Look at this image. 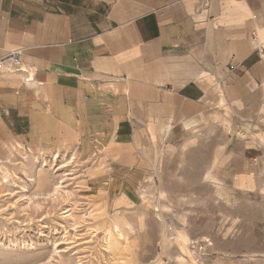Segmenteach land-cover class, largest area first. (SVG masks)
I'll list each match as a JSON object with an SVG mask.
<instances>
[{
  "label": "crops",
  "instance_id": "0c3cea01",
  "mask_svg": "<svg viewBox=\"0 0 264 264\" xmlns=\"http://www.w3.org/2000/svg\"><path fill=\"white\" fill-rule=\"evenodd\" d=\"M0 62V178L21 146L85 152L96 136L91 183L112 210L189 160L210 171L199 182L264 201V0H0ZM119 242L114 264H191Z\"/></svg>",
  "mask_w": 264,
  "mask_h": 264
},
{
  "label": "rangeland",
  "instance_id": "374dc122",
  "mask_svg": "<svg viewBox=\"0 0 264 264\" xmlns=\"http://www.w3.org/2000/svg\"><path fill=\"white\" fill-rule=\"evenodd\" d=\"M91 137L95 146L85 152L79 146L30 145L10 152L0 178V264H114L117 241L130 237L163 241L152 255L171 261L264 264V201L256 193L199 182L210 171L202 167L200 177L196 169L193 175L189 160L180 178L177 169L159 168L138 190L132 210H112L107 199L96 196L104 194L107 183H91L105 171L97 169L96 160L103 142ZM131 219L138 225L135 233ZM119 225L131 229L125 238L116 230ZM181 234L188 254L180 250Z\"/></svg>",
  "mask_w": 264,
  "mask_h": 264
},
{
  "label": "built area",
  "instance_id": "2783aa9c",
  "mask_svg": "<svg viewBox=\"0 0 264 264\" xmlns=\"http://www.w3.org/2000/svg\"><path fill=\"white\" fill-rule=\"evenodd\" d=\"M13 56L15 57L14 63L16 65V67L19 68V66H20V54L19 53H13ZM2 68H3V63L0 62V71L2 70Z\"/></svg>",
  "mask_w": 264,
  "mask_h": 264
},
{
  "label": "bare ground",
  "instance_id": "6f19581e",
  "mask_svg": "<svg viewBox=\"0 0 264 264\" xmlns=\"http://www.w3.org/2000/svg\"><path fill=\"white\" fill-rule=\"evenodd\" d=\"M59 187H60V186H59ZM59 190H61V189H59V188L56 189V193L54 194V196H57V195H58Z\"/></svg>",
  "mask_w": 264,
  "mask_h": 264
}]
</instances>
